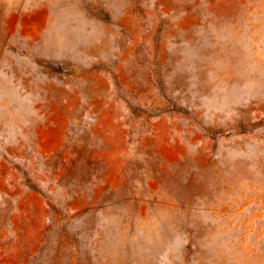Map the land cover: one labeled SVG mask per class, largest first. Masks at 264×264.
I'll list each match as a JSON object with an SVG mask.
<instances>
[{"label":"rangeland","instance_id":"1","mask_svg":"<svg viewBox=\"0 0 264 264\" xmlns=\"http://www.w3.org/2000/svg\"><path fill=\"white\" fill-rule=\"evenodd\" d=\"M0 264H264V0H0Z\"/></svg>","mask_w":264,"mask_h":264}]
</instances>
